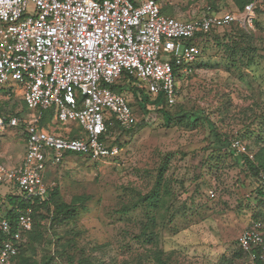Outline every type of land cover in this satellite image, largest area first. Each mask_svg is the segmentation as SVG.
<instances>
[{
	"label": "rangeland",
	"instance_id": "374dc122",
	"mask_svg": "<svg viewBox=\"0 0 264 264\" xmlns=\"http://www.w3.org/2000/svg\"><path fill=\"white\" fill-rule=\"evenodd\" d=\"M157 1L167 15L172 8L202 13L207 6L241 11L232 0ZM254 8L258 24L246 30L245 39L230 25L200 43L193 72L178 79L169 123L160 111L143 109L132 93L125 92L137 123L129 132L116 123L109 128L110 141L120 147L116 158L91 161L70 154L47 166L46 180L58 186L61 198L69 202L82 197L84 207L68 221L36 218L21 241L31 247L32 257H45L50 264H77L82 259L90 264H154L162 252L164 264H247L237 237L254 220L264 232V202L256 205L247 171L234 164L231 143L238 142L241 153L251 159L264 144V0H257ZM233 41L244 47L245 56L230 57L225 45ZM248 57H253L252 63ZM12 104L25 115L34 114L16 83L0 90V106L8 110ZM208 120L223 139L220 146H210L214 137ZM42 126L58 135L78 129L75 121L61 122L53 116ZM24 141L21 127L3 129L0 162L18 165ZM163 164L156 207L138 204L122 212L152 189ZM9 194L20 192L9 182L1 183L0 196ZM40 214L47 211L43 208Z\"/></svg>",
	"mask_w": 264,
	"mask_h": 264
},
{
	"label": "built area",
	"instance_id": "2783aa9c",
	"mask_svg": "<svg viewBox=\"0 0 264 264\" xmlns=\"http://www.w3.org/2000/svg\"><path fill=\"white\" fill-rule=\"evenodd\" d=\"M255 1L240 12L213 11L181 20L162 13L157 0H0V88L17 84L32 116L0 114V132L21 127L24 155L18 165L0 162V184L11 183L23 199L41 203L52 183L48 165L70 154L91 161L113 159L120 147L110 141L106 123L114 119L131 129L136 116L123 93L113 85L125 74L153 99L172 106L178 79L194 70L199 48L197 33L235 24L245 30L255 19ZM47 110L53 119L75 121L78 135H58L39 125ZM18 113V115L16 114ZM241 153L238 142L231 143ZM264 185V172L258 174ZM264 199V196H263ZM0 196V264H11L23 233L32 228V208L17 209L16 228L3 215ZM247 264L264 262L262 226L252 221L237 237Z\"/></svg>",
	"mask_w": 264,
	"mask_h": 264
},
{
	"label": "trees",
	"instance_id": "16d2710c",
	"mask_svg": "<svg viewBox=\"0 0 264 264\" xmlns=\"http://www.w3.org/2000/svg\"><path fill=\"white\" fill-rule=\"evenodd\" d=\"M136 2V0H132ZM235 4V6L238 8V10H243L244 6L247 5L250 2H253L257 0H232ZM255 9V8H254ZM254 24H258L256 19H254ZM233 29L237 30L234 34L242 39H245L247 37V31L243 28L237 27L235 24L231 25ZM230 26V27H231ZM224 28V27H223ZM220 28H212L208 32H200L196 34V37L193 38L191 41L194 42L198 48H199V55H200V43L202 41H206L208 36L211 35L213 32L217 31ZM218 44H222L221 41H219V37L217 36ZM226 48L229 51L230 57L232 59H235L240 56H245L244 53V47H241L238 45L237 41H233L232 44L227 43ZM250 46V45H249ZM252 50L257 52V48L255 46H251ZM253 57H248V60L253 62ZM115 91H118L120 93L130 92L132 93L133 100L135 101V104L141 105L143 109L146 110H157L160 111L163 119L166 121L165 124L169 123L172 119L170 113L168 112V108L171 106H167L165 104V101L163 97H158L153 99L150 95L145 93L143 89H140L136 87L135 85V79L131 76L123 75L122 78H120L112 87ZM2 90V88H0ZM125 95V94H124ZM129 105L132 108V104L130 101L128 102ZM176 103H174L172 106H174ZM16 109L15 104H12L8 110H5L0 106V114L3 113H12ZM19 113L20 110H19ZM18 115V113H16ZM53 116L52 110H47L44 112L42 118L39 121V125H46L50 121V119ZM184 119L189 120V116L184 115ZM118 124L114 119H111L110 122L106 123V132L110 133V127L112 124ZM210 132L212 137H214L212 143H210V146H213L217 144L218 146L221 145L223 142V139L221 136L216 132V128L214 125L208 120L207 121ZM119 126V125H118ZM133 129V127L129 130H123L125 132H129ZM111 134V133H110ZM66 136H69L71 138L78 135L77 129L76 132L69 131L66 134H63ZM231 152V151H230ZM231 155L234 159V164L238 166L240 169H244L247 171V179L249 184L251 185V194H253V199L256 201V205H258L261 202H264L263 196H264V185H262L260 178L258 176L260 171L264 172V144H262L258 151L254 154L253 159H251L249 156L245 155L244 153H238L235 151L231 152ZM166 165L163 164L158 168V172L156 175V180L154 182V185L152 189L146 194V195H139L138 196V203L134 205H126L122 207L121 211L126 213L130 211L133 207H136L138 204L143 205L145 207H149L150 209H153L156 207V205L161 201V191L163 189V173L165 170ZM47 181V180H46ZM6 206L2 210L1 213L3 215L7 216L8 219L11 221L12 228H16V217H17V209H22L26 206H31L32 208V218L33 223L32 227L36 222V218H45V216L50 217L51 222H63L68 221L70 219H74V217L77 215L80 208H83L84 198L82 197H72L69 202L64 201L60 196V191L57 185L53 184L49 186L48 192H47V198L42 201L41 203L34 202L30 203V201H27L23 199V197L20 194H9L5 196ZM45 209L47 211L46 215L40 214L41 209ZM151 218V216H150ZM255 221V220H254ZM262 221L264 222V214L262 216ZM31 230V229H30ZM29 230V231H30ZM264 232L262 231L263 239H264ZM151 237H149L150 239ZM4 239V235L0 232V244L2 240ZM31 250V247H27V245H19L16 254L11 259V264H50L47 258L41 257L39 260H37L35 257H32L31 253H28V251ZM242 252L241 250H239ZM239 254V252H237ZM161 253H157L155 256V263L154 264H164L161 261ZM77 264H90L86 259H82L77 261ZM257 264H264L262 261H258Z\"/></svg>",
	"mask_w": 264,
	"mask_h": 264
},
{
	"label": "crops",
	"instance_id": "0c3cea01",
	"mask_svg": "<svg viewBox=\"0 0 264 264\" xmlns=\"http://www.w3.org/2000/svg\"><path fill=\"white\" fill-rule=\"evenodd\" d=\"M137 1V0H136ZM211 8H212V10L213 11H216V12H221V11H223V10H221V9H218V10H216V9H214V7H212V6H210ZM161 11H162V13L163 14H165L164 12H163V6L161 5ZM201 13H196V14H193V15H191V12H190V10L189 9H179V8H172V10L170 11V15H167V14H165V15H167V16H170V17H174V18H178V19H181V20H187V19H191V18H194V17H196V16H198V15H200ZM177 85H178V83H177ZM69 132V131H68ZM67 132V133H68Z\"/></svg>",
	"mask_w": 264,
	"mask_h": 264
}]
</instances>
